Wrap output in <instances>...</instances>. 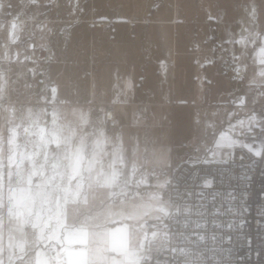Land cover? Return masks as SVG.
<instances>
[{"label":"rangeland","instance_id":"1","mask_svg":"<svg viewBox=\"0 0 264 264\" xmlns=\"http://www.w3.org/2000/svg\"><path fill=\"white\" fill-rule=\"evenodd\" d=\"M187 3L189 10L185 13L191 24L182 26L181 0H0V56L7 57L5 61L0 58V237L3 223H9V218L15 217L12 209L21 205L13 197L9 186L13 171L21 169V166L16 167L18 162L14 159V152L18 147L24 148L26 138L31 137L30 131L34 128L42 130L49 125L47 117L38 114L48 109L44 105L39 106L37 101L63 97L53 88L51 93L48 92L49 81L55 80V71L45 67L63 68L64 73L57 75L60 80L56 82L70 81L72 85V97L62 102L73 105L59 106L61 110H75L79 107V104L75 105L79 103L76 102L80 100L78 96L84 100L91 99L92 93L100 95L95 101L106 102L109 83L114 80L117 84L123 77L121 72L114 79L108 75L113 65L119 72L125 63H152L156 59L166 66L169 73L175 63L173 42L176 38L178 46H181L184 34V38H189V48H199L203 37L213 35L214 31H209L210 26L202 25L208 21L207 1L188 0ZM173 12H177L180 22L177 30L175 26L172 29L170 22L155 25L154 20L171 19ZM132 19L144 21L139 24L130 21ZM97 22H104V25ZM31 39L35 48H45L46 62L37 58L35 50L27 49ZM219 43L220 40H217L216 44ZM150 48H159L163 53H153ZM18 59H22L19 65L25 67L26 73L24 85L20 82L17 87ZM169 63L170 68L167 66ZM176 63L179 69V57ZM27 78L31 86L41 89L36 97L33 91L26 93ZM165 78L166 83L161 85L164 93L148 94L138 100V106L123 108L127 117L129 111L139 110L140 121L136 124V131L124 132L115 140L104 135L93 136L85 152L90 160L84 165V172L90 177L85 180L84 176L82 183L85 188L78 198L83 213L81 227L83 230L94 227L97 231L92 237L96 236L97 244L101 246H97L94 256L101 264H132L136 261L147 239L156 237V230L149 229L146 223L162 220L170 209L155 188L152 195L146 198L134 197L131 187L123 190L125 179H129L131 186L157 185L160 171L169 165L172 158L178 159L184 152L193 157L191 143L199 142L201 135L209 130L198 115L192 114L188 119L190 124L182 123L179 111L184 107L178 105L182 100L178 99L177 92H168L171 79L168 76ZM197 86L200 85L195 86L196 90ZM262 90V95L256 99L248 91V101L251 104L254 100L259 101L264 96V86ZM183 99L184 103L200 102L197 95ZM194 106L195 109L189 110L199 109V106ZM187 107L190 108V105ZM246 108L233 110L227 118V126L218 128L216 135L212 133V136L233 139L258 153L264 140V105L259 104L256 113H248ZM211 110L219 108L212 107ZM234 113L239 121L233 118ZM77 116L72 113L63 117L60 124L73 126ZM249 116L255 120L260 131V141L255 144L241 138L243 129L251 127ZM127 122L130 126L134 124L129 117ZM131 144L138 146L134 154ZM202 145H199L203 149L199 153L204 154L205 149L211 148L210 145ZM222 151L217 147L207 156L221 158ZM5 159L11 164L7 171L1 167ZM88 188L93 189L90 191ZM109 251L114 256L108 261Z\"/></svg>","mask_w":264,"mask_h":264},{"label":"crops","instance_id":"2","mask_svg":"<svg viewBox=\"0 0 264 264\" xmlns=\"http://www.w3.org/2000/svg\"><path fill=\"white\" fill-rule=\"evenodd\" d=\"M206 1L209 11L208 21L200 23L210 26L209 31L212 29L213 35L211 37L208 35L209 38L203 37V44L199 48H189V38H184V34L181 38V46H178V38H176L173 42L175 63L172 68L169 66L171 63L167 65L170 68L169 73L166 72V66L156 59L152 63L148 61L125 63L119 72L113 65L108 75L113 76L114 79V76L118 77L117 74L121 72L123 77L119 78L117 84L114 80L109 83L106 88L108 94L106 102L95 101L94 99L100 95L92 93L91 99L84 100L78 96L80 100L76 101L79 103L75 105L79 104V107L75 110H61L59 106L73 105L70 104L71 102H62L72 97V85L70 81L61 84L56 82L60 80L57 75L64 73L63 68L60 70L59 66L45 67L55 71V80L50 79L48 92L51 93L53 88L63 97H60L61 99L55 97L46 102L37 101L39 106L47 107L46 113L39 111L38 114L42 113L43 117L46 116L49 125L42 130L34 128L30 131L31 137L26 138L24 148L18 147L14 152V159L18 162L16 167L21 166V169L13 171L9 186L13 191V197H16L21 205L17 209H12V215L15 217L9 218V223H3L0 237V264H101L94 256L97 246H101L97 244V237H92L97 231L94 227L85 230L81 227L83 213L78 198L85 188L82 183L84 176H86L85 180L90 177L89 173L84 172V165L90 160L89 154L85 152L90 147L93 136L97 138L104 135L115 140L124 132L136 131L138 128L136 124L140 121L138 120L140 114L137 112L139 110H128L129 121L134 123L130 126L123 108L138 106V100L148 94L164 93L161 85L166 83L167 77L165 76L171 79L170 87L167 86L168 92L173 91V94L177 92L178 99L182 100L178 102V105L184 107L179 111L182 123L190 124L188 119L192 114L198 115L204 127L209 129L201 135L199 142L191 143L193 157L184 152L178 159L173 157L169 165L184 159L211 158L207 154L214 148L220 147L224 151L225 148L237 144L233 139L223 140V138L213 137L212 133H215L218 128L227 126V118L233 110L240 108L242 111L243 108L247 109V106L248 113H256L257 106L264 105V96L259 101L254 100L253 104L248 101V91L254 99L263 93L264 0ZM187 2L188 0H181L182 26L191 24L185 13L189 10ZM130 21L141 24L144 20L132 19ZM168 22L171 23L172 29L175 26L177 30L178 23H180L177 19V12L172 13L171 19L154 20L155 25H167ZM102 23L104 22H97L98 25ZM217 40H220L219 44H216ZM30 43L34 46V40H29L28 44ZM27 49L33 50L29 47ZM150 49L153 53L157 51L159 55L163 53V50L159 48ZM135 50L137 51V48ZM151 51L148 50V53L151 54ZM45 55L47 58L46 50ZM231 56H234L237 65L242 68L245 76L244 82L236 83L232 74L219 70V62ZM178 57L181 62L179 69L176 63ZM0 58L4 61L7 59L6 56H0ZM22 59H18L16 69L17 87L20 82L23 86L25 81V67L19 65ZM43 62L46 61L43 60ZM197 84L200 86H197L196 90ZM254 85L260 87L258 93L253 92L252 86ZM26 89V93L29 94L33 91L35 97L41 90L35 85L31 86L28 78ZM196 95L200 102L184 103L185 96L189 99ZM55 99L58 103L54 101ZM188 105L190 108L187 107ZM194 105L199 106V109L189 110L195 109ZM84 107L87 109L84 110ZM212 107L219 108V110H211ZM72 113L75 116L78 115L77 118L75 117L73 126L60 124L63 117L71 116ZM107 115L114 118L113 127L107 126L105 122ZM233 118L239 121L235 113ZM257 118L258 116H256V121ZM255 123V120L250 117V126L258 129ZM16 137L22 140L21 136ZM202 143L211 147L205 149L204 154L199 153L202 149L199 145ZM218 143L220 144L216 146ZM131 147L134 149L133 154L138 151L136 144H131ZM2 163L1 167L7 171L11 164L7 159ZM158 177L157 185L136 184L135 186H131L128 183L129 179L126 178L122 188L124 190L131 187V192L138 186L149 188V194L139 198L149 197L153 193L152 189L155 188L161 198L159 186L163 178L160 173ZM92 189L88 188L90 191ZM146 245L147 243L142 254L138 255L132 264H138L146 254ZM50 247L57 249L56 257L48 255L47 249ZM108 253L109 261L114 253L113 255Z\"/></svg>","mask_w":264,"mask_h":264},{"label":"built area","instance_id":"3","mask_svg":"<svg viewBox=\"0 0 264 264\" xmlns=\"http://www.w3.org/2000/svg\"><path fill=\"white\" fill-rule=\"evenodd\" d=\"M29 48L40 61L45 59L44 48L32 43ZM218 68L232 74L236 83L245 81L234 56L220 61ZM252 90L258 93L260 87ZM105 122L115 125L109 115ZM242 138L255 144L260 131L245 128ZM160 176L159 192L170 209L162 220L146 223L157 233L147 239L138 264H264V140L258 153L235 144L221 158L180 160L163 168ZM132 194L147 196L149 188L138 186ZM47 253L56 257L57 249L50 247Z\"/></svg>","mask_w":264,"mask_h":264}]
</instances>
